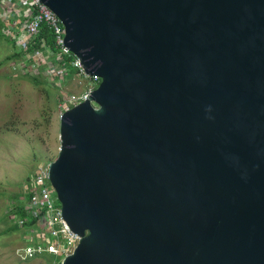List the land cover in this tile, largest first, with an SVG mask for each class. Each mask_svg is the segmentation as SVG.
Segmentation results:
<instances>
[{
    "label": "water",
    "instance_id": "water-1",
    "mask_svg": "<svg viewBox=\"0 0 264 264\" xmlns=\"http://www.w3.org/2000/svg\"><path fill=\"white\" fill-rule=\"evenodd\" d=\"M89 77L50 181L60 264H264V0H42Z\"/></svg>",
    "mask_w": 264,
    "mask_h": 264
},
{
    "label": "rangeland",
    "instance_id": "rangeland-1",
    "mask_svg": "<svg viewBox=\"0 0 264 264\" xmlns=\"http://www.w3.org/2000/svg\"><path fill=\"white\" fill-rule=\"evenodd\" d=\"M15 51L0 31V264H51V255L28 260L20 256L30 234L16 208L29 201L25 186L38 166L57 159L60 98L80 96L96 82L73 71L65 74L60 89L43 76L36 84L20 62L7 60Z\"/></svg>",
    "mask_w": 264,
    "mask_h": 264
},
{
    "label": "built area",
    "instance_id": "built-area-1",
    "mask_svg": "<svg viewBox=\"0 0 264 264\" xmlns=\"http://www.w3.org/2000/svg\"><path fill=\"white\" fill-rule=\"evenodd\" d=\"M0 24L1 33L13 42L21 55L17 62L24 73L34 78L43 76L57 89L62 87L69 68L84 78L99 80L86 75L78 58L65 47L64 27L42 0H0ZM46 31L54 38L55 50L47 40ZM65 57L71 58L68 66L64 65ZM94 89L80 96L63 94L59 118L65 111L86 101ZM50 164L38 166L25 186L29 201L24 208L35 224L29 226L30 239L20 250L24 260L51 255L62 257V261L73 252L80 239L62 218L58 194L50 181ZM21 223L24 225V221Z\"/></svg>",
    "mask_w": 264,
    "mask_h": 264
},
{
    "label": "trees",
    "instance_id": "trees-1",
    "mask_svg": "<svg viewBox=\"0 0 264 264\" xmlns=\"http://www.w3.org/2000/svg\"><path fill=\"white\" fill-rule=\"evenodd\" d=\"M0 31H1V24H0ZM47 35V40L49 41V44L53 47V49L55 50L54 48V38L51 37L49 31H46L45 33ZM21 57V55L19 54V52L15 51L13 55L11 56H8L7 60H18L19 58ZM71 58L69 57H65L64 58V65L68 66V61L70 60ZM75 72L76 73V70L73 69V68H69V71L67 73H71V72ZM33 81L36 83V84H40V80H38L37 78H34ZM100 84V80H97L96 81V89L98 88ZM16 214L18 217H20L23 221H24V225L27 226V229H29V226L35 224V222L33 220H30L27 216V213L25 211V208L24 206L20 205L16 208ZM62 257H54L53 256V260H51V264H53L54 262H57L60 264V261H61Z\"/></svg>",
    "mask_w": 264,
    "mask_h": 264
}]
</instances>
